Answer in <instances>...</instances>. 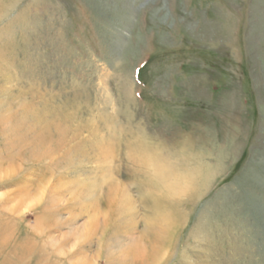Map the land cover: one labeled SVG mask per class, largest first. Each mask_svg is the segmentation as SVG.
I'll return each instance as SVG.
<instances>
[{
  "label": "rangeland",
  "instance_id": "1",
  "mask_svg": "<svg viewBox=\"0 0 264 264\" xmlns=\"http://www.w3.org/2000/svg\"><path fill=\"white\" fill-rule=\"evenodd\" d=\"M0 237V264H264V0H0Z\"/></svg>",
  "mask_w": 264,
  "mask_h": 264
},
{
  "label": "bare ground",
  "instance_id": "2",
  "mask_svg": "<svg viewBox=\"0 0 264 264\" xmlns=\"http://www.w3.org/2000/svg\"><path fill=\"white\" fill-rule=\"evenodd\" d=\"M115 125H116V121H114L113 119L109 120L106 123V127H108L110 130L112 129L114 135L118 132L117 127L114 128ZM134 143H136V147L135 148L129 147V150L127 151L129 157L131 159L133 158V160H137L138 164L143 165V166L147 167L150 171H152L154 178H156V180L158 182H160V184H162L166 189H168L171 192H175L174 189L177 186H180V188H182L183 190H185L187 187L190 186V185H187V186L184 185L185 180L178 179L176 173H174V171L170 167V165L168 163H166L165 159L160 157L159 154L154 153V152L149 150L150 148L147 146L148 143H147V141L145 142V139L143 140V138H140V139L137 138L136 142H134ZM140 151H143V152H141L142 156L139 155V153H136V152H140ZM101 158H103V157H101ZM123 189H124L123 185L115 182V186L111 187V190H109V191L114 192V194L116 196L118 195L119 191H121L123 196L121 195L120 200H118L119 198L117 199L118 201L116 202V204L118 205L119 208H125V209L129 210L130 211L129 215H133L134 214V212H133L134 211L133 210V208H134L133 200L128 195V193H126L125 190H123ZM114 203L115 202L113 201V204ZM117 205H116V207H117ZM156 220L158 221L157 223H160V225H161L160 229H158L160 231L157 232L158 235L164 236L172 228L171 226H173L172 220L169 219V217H167V216L166 217H164V216L159 217ZM149 226H151V224ZM151 231H153V230L151 229ZM4 239H5V237H0V246L4 244L3 243ZM136 248H137V251H135L134 254H135V257L136 256L138 257L139 255H141L140 253H142L143 249L140 247H137V246H136ZM80 263L81 262L78 260L77 264H80Z\"/></svg>",
  "mask_w": 264,
  "mask_h": 264
}]
</instances>
